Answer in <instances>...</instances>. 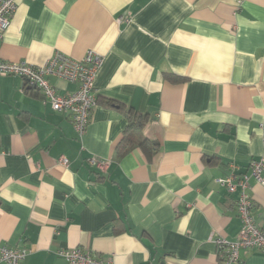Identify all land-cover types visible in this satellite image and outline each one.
Listing matches in <instances>:
<instances>
[{"label":"crops","instance_id":"crops-1","mask_svg":"<svg viewBox=\"0 0 264 264\" xmlns=\"http://www.w3.org/2000/svg\"><path fill=\"white\" fill-rule=\"evenodd\" d=\"M16 1L0 60L104 61L82 137L37 89L0 75V247L26 248L24 264H67L57 252L77 246L113 264H219L216 239L237 240L241 221L217 180L264 155V0ZM130 110L148 121L122 147ZM250 187L264 229V187ZM239 264L264 252L242 250Z\"/></svg>","mask_w":264,"mask_h":264},{"label":"built area","instance_id":"built-area-1","mask_svg":"<svg viewBox=\"0 0 264 264\" xmlns=\"http://www.w3.org/2000/svg\"><path fill=\"white\" fill-rule=\"evenodd\" d=\"M17 10L16 0H0V41L11 28ZM104 58L93 50H89L81 60H76L57 51L44 65L33 66L26 61L0 60V75L18 76L29 87L37 89L50 103L55 112L64 113L71 119L79 137H82L90 126L93 112L97 106L95 81ZM56 77L78 85L77 90L69 94H60L50 83L49 78ZM264 128V124H261ZM60 162L68 165L69 161L61 157ZM89 165L104 170L109 161L96 157L88 159ZM232 165L231 172L217 180L230 194H238L237 211L241 221V229L237 240L230 241L217 238L219 264H239L241 251L259 249L264 252V229L255 222L253 215L254 201L250 193L251 180L264 187V155L250 164V173L238 175ZM29 251L26 248L0 247V261L6 264H24ZM67 264H113L93 255L83 247L60 249L57 252Z\"/></svg>","mask_w":264,"mask_h":264},{"label":"trees","instance_id":"trees-1","mask_svg":"<svg viewBox=\"0 0 264 264\" xmlns=\"http://www.w3.org/2000/svg\"><path fill=\"white\" fill-rule=\"evenodd\" d=\"M165 78L172 83L183 82L182 78L177 77L173 74H167L166 73ZM127 118L129 121V126H128L127 131H126L127 137H125V139L121 143L122 147L126 146L127 144H133V142H134L133 134L140 135L142 130L145 128L147 121H148L147 117L138 115L137 113H135L132 110L127 112ZM140 146H142V148L145 149V151L147 152L148 150L149 151L156 150L155 148L157 145L155 142H151L148 139H144L140 142Z\"/></svg>","mask_w":264,"mask_h":264}]
</instances>
